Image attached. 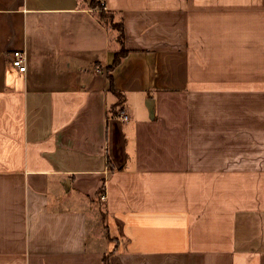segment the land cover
Masks as SVG:
<instances>
[{
  "label": "crops",
  "instance_id": "0c3cea01",
  "mask_svg": "<svg viewBox=\"0 0 264 264\" xmlns=\"http://www.w3.org/2000/svg\"><path fill=\"white\" fill-rule=\"evenodd\" d=\"M101 8L115 119L96 10L0 0V264H264V0Z\"/></svg>",
  "mask_w": 264,
  "mask_h": 264
},
{
  "label": "trees",
  "instance_id": "16d2710c",
  "mask_svg": "<svg viewBox=\"0 0 264 264\" xmlns=\"http://www.w3.org/2000/svg\"><path fill=\"white\" fill-rule=\"evenodd\" d=\"M84 3H88L92 6V9L96 10L95 16L97 20L105 27L109 28L113 32V40L117 44L118 49L113 56V61L110 67L107 68V81L108 89L107 96L109 101L107 103V118H117L124 104V95L114 87V75L113 68L120 65L121 60L126 56V51L123 48V26L121 19L117 13L104 12L100 7L99 0H82ZM110 167V166H109ZM103 193V187L99 190V194ZM103 219V216H102Z\"/></svg>",
  "mask_w": 264,
  "mask_h": 264
},
{
  "label": "built area",
  "instance_id": "2783aa9c",
  "mask_svg": "<svg viewBox=\"0 0 264 264\" xmlns=\"http://www.w3.org/2000/svg\"><path fill=\"white\" fill-rule=\"evenodd\" d=\"M10 64L11 66L19 73H23L26 71L27 67V54L23 50H14L10 54ZM123 121H127V116H121ZM101 199H104V195H102Z\"/></svg>",
  "mask_w": 264,
  "mask_h": 264
},
{
  "label": "rangeland",
  "instance_id": "374dc122",
  "mask_svg": "<svg viewBox=\"0 0 264 264\" xmlns=\"http://www.w3.org/2000/svg\"><path fill=\"white\" fill-rule=\"evenodd\" d=\"M99 1H101V0H99ZM100 7H101V2H100ZM102 9V8H101ZM99 201H101V195H99ZM101 204V203H100ZM102 208V209H101ZM100 209H101V217L103 216V207H101Z\"/></svg>",
  "mask_w": 264,
  "mask_h": 264
},
{
  "label": "water",
  "instance_id": "95a60500",
  "mask_svg": "<svg viewBox=\"0 0 264 264\" xmlns=\"http://www.w3.org/2000/svg\"><path fill=\"white\" fill-rule=\"evenodd\" d=\"M66 183H68V181H66Z\"/></svg>",
  "mask_w": 264,
  "mask_h": 264
}]
</instances>
